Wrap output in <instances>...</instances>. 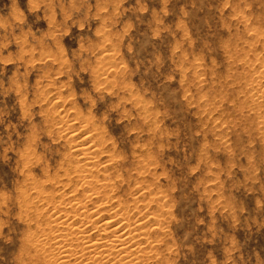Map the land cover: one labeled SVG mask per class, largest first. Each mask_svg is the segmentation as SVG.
Instances as JSON below:
<instances>
[{"label":"rangeland","instance_id":"1","mask_svg":"<svg viewBox=\"0 0 264 264\" xmlns=\"http://www.w3.org/2000/svg\"><path fill=\"white\" fill-rule=\"evenodd\" d=\"M76 201L145 222L108 264H264V0H0V264H61Z\"/></svg>","mask_w":264,"mask_h":264},{"label":"bare ground","instance_id":"2","mask_svg":"<svg viewBox=\"0 0 264 264\" xmlns=\"http://www.w3.org/2000/svg\"><path fill=\"white\" fill-rule=\"evenodd\" d=\"M252 87V86H251ZM254 97H256V96H254ZM77 119V118H76ZM88 126V125H87ZM70 127V126H69ZM68 128V127H67ZM78 129V128H77ZM75 130V129H74ZM77 131V130H76ZM93 136V134L91 135V137H90V134H89V136H87V137H85V143H89L90 141H92V139L94 140V138L92 137ZM95 136V135H94ZM77 139V138H76ZM96 139V138H95ZM102 140V139H101ZM82 142H84L83 141V139H82ZM92 142H95V141H92ZM92 142H90V143H92ZM84 143V144H85ZM89 143V144H90ZM99 143V142H98ZM84 144H82V145H84ZM85 145H87V147H84V148H79L80 150V153L81 154H83L84 155V157H83V160H81V157L79 158V162H80V164H77V169L79 170L80 169V171H74V172H78V176L81 178V179H85V178H87V175L86 174H83L82 172L83 171H86L87 173H91V175H93V172H95V171H93V169H92V166L91 165H93L94 164V162H93V164H92V162H91V159L94 157V154L98 151V149L95 151V149H93V147H95L97 144L95 143H92V145H94V146H91V145H89L88 146V144H85ZM99 145V144H98ZM100 145H101V143H100ZM101 151V150H100ZM105 151V150H104ZM103 152V151H102ZM99 153L100 152H98V155H99ZM97 154V153H96ZM95 154V155H96ZM97 156V155H96ZM99 157V156H98ZM83 162L84 160H85V162H83V163H81V161ZM112 160V159H111ZM98 163V162H97ZM106 163V162H105ZM91 164V165H90ZM97 165V164H96ZM99 165V164H98ZM70 167V166H69ZM95 167H97V166H95ZM99 167V166H98ZM75 168V167H74ZM105 170V169H104ZM67 171V170H66ZM70 171V170H69ZM99 172V171H98ZM71 175V174H70ZM69 177V176H68ZM77 177V176H76ZM79 177H77V178H79ZM94 177V176H93ZM97 177V176H96ZM71 178V177H70ZM102 178V177H101ZM94 180V179H93ZM97 180V179H96ZM46 181V180H45ZM68 181H70V180H68ZM73 181V180H72ZM102 181V180H101ZM64 182V181H63ZM85 182L86 183H88L87 181H86V179H85ZM94 182H95V180H94ZM97 182H98V180H97ZM104 182V181H103ZM80 183V182H79ZM91 183V182H90ZM89 184V183H88ZM99 186V185H98ZM102 186V185H101ZM107 186V185H106ZM83 187V186H82ZM88 188H89V186H87ZM92 187V186H91ZM95 187V186H94ZM130 187V186H129ZM40 188H41V190H42V188L43 187H41L40 186ZM39 188V189H40ZM98 188H100V187H98ZM103 188V187H102ZM33 189V188H32ZM77 189H78V187H77ZM91 189V188H90ZM106 189V188H105ZM107 189H109V188H107ZM111 189V188H110ZM130 189H131V187H130ZM140 189V188H139ZM46 190V189H45ZM93 190V189H92ZM101 190V189H100ZM43 191V190H42ZM50 191V190H49ZM111 191V190H110ZM110 191H108V190H106L105 192H110ZM45 192V191H44ZM76 192V191H75ZM87 192V191H86ZM89 192V191H88ZM95 192V191H94ZM102 192V191H101ZM112 192V191H111ZM110 192V193H111ZM164 192V191H163ZM25 193V192H24ZM36 193V192H35ZM45 193H48V191H46ZM64 193V192H63ZM90 193H91V191H90ZM96 193V192H95ZM99 193V191L97 192V194ZM133 193H134V191H133ZM136 193V192H135ZM138 193V192H137ZM136 193V194H137ZM43 194V193H42ZM41 194V195H42ZM55 194V193H54ZM53 193L51 194V195H47L46 196V200H48V201H50L51 199L50 198H52L53 199V201H54V199H56V195H54ZM70 194V193H69ZM38 195H39V191H38ZM37 195V196H38ZM46 195V194H45ZM135 195V194H134ZM134 195H133V198H131V200H127V202L128 203H131V202H133V203H138L137 201L138 200H140L139 198L141 197V196H143V195H141V196H139V198L137 199V197H134ZM74 196V198L77 196H75V195H72V197ZM80 196V195H79ZM89 196V195H88ZM87 196V197H88ZM105 196V195H104ZM109 196V195H108ZM43 197H45V196H43ZM63 197H64V195H63ZM63 197L61 196L60 198H61V200H62V202H61V204H63V203H65V201H67V200H64L63 199ZM72 197H71V200H72ZM86 197V198H87ZM90 197H92V196H89L88 198H90ZM107 197V196H106ZM114 197V196H113ZM38 198V197H37ZM57 198H59V197H57ZM66 198H68V197H66ZM65 198V199H66ZM70 198V197H69ZM81 197H79V199H80ZM76 199V198H75ZM78 199V198H77ZM154 199V198H153ZM42 200H44V199H42ZM85 200V199H84ZM90 200H92V198L91 199H89V201ZM107 200V199H106ZM105 200V201H106ZM144 200H145V198H144ZM156 199H154V201H155ZM38 201V200H37ZM40 201V200H39ZM56 201V200H55ZM74 201V200H73ZM83 201V200H82ZM82 201H81V204L83 205H81L80 206V208H78V207H76V205H77V202H78V204H79V201H76L75 203L76 204H74V202H73V206L72 207H70V208H68V207H64V205L63 206H60V204H58L57 206H54V207H52L53 209H55L56 211H57V214H59V216H61L62 218H64L63 220H61V224H55V225H53V223L55 222L54 221V219H56L55 218V215H56V213H54V212H52V213H54L55 215L53 216V214H51L52 216H53V218H51V219H53V223H51V222H49V221H45L46 222V226H48L49 228V230L50 231H48V233H50V235L49 236H53L52 237V240H55L54 241V245L56 246H58V248L60 249L59 250V253H58V251H57V253L56 254H59V258H57L60 262L59 263H61V264H72V262H75V263H77V264H108L110 261H111V257L112 256H114V254L115 253H118V252H120V253H118L119 255L118 256H120L121 254H125V256L124 257H122L123 259H126V258H129L130 256H131V254H134L133 253V250H134V248L132 249V247H134V244H132L131 246L129 245L128 246V244H127V246H124V244H125V242H124V239H125V237L126 236H128V234H130L131 235V233L133 232V231H137V233H135L133 236H131L133 239L134 238H142L143 239V237H148V236H150L149 235V232L148 231H145L144 229L145 228H147L146 227V225H145V222L144 223H138V224H136V225H134V228L132 229L131 228V225H133L132 223H131V219H129L128 217H125V218H128V221L127 222H124V221H121V223L119 224V221H120V219H119V217H117L119 220L118 221H114V219L111 217V219H109L106 215V217L108 218V219H104V221L101 219V217H104V218H106L104 215L102 216V215H100V216H98L97 214H100V213H97L98 212V210H95L98 206H100L99 204H96V208L94 209V211H93V213L92 214H95V211H97L96 213V216H98V217H100L99 219L100 220H102V227L99 229V230H97V232H92V233H89L90 232V228H88V229H86V230H88V231H86V230H81L79 227H76V223H77V221L76 220H71L72 218L74 219V217L75 216H78L77 214H79L80 215V218L82 217V219H84V218H87V220L89 221V220H91V219H88V218H92L93 219V216L94 215H92V217L90 216V214L88 213L89 211H88V208H90L88 205H86V204H83L82 203ZM141 201V200H140ZM139 201V202H140ZM153 201V202H154ZM157 201V200H156ZM159 201V200H158ZM42 202V201H41ZM67 202H72V201H70L69 199H68V201ZM87 202V201H86ZM106 202H109V201H106ZM43 203V202H42ZM49 203V202H48ZM88 203V202H87ZM101 203V202H100ZM122 204L124 203V202H121ZM120 203V204H121ZM133 203H131L132 204V207L134 206L133 205ZM37 204V203H36ZM47 204V203H46ZM50 204V203H49ZM48 204V205H49ZM51 204H52V202H51ZM67 205H71V203H66ZM107 204V203H106ZM146 204V203H145ZM166 204V203H165ZM47 205V206H48ZM55 205V204H54ZM142 205V204H141ZM140 205V206H141ZM144 205V204H143ZM147 205H149V202H148V204ZM39 206V205H38ZM46 205H45V203H43V205H40L39 207H36L35 206V208H36V210H37V218H44V217H46V215H49L50 217H51V215H50V213H49V206L47 207ZM94 206V205H93ZM107 206V205H106ZM109 206V205H108ZM107 206V207H108ZM114 206V205H113ZM119 206V205H118ZM152 206V205H151ZM151 206H147V207H149V208H151ZM81 207L83 208H85V211H78V210H82L81 209ZM95 207V206H94ZM122 207V206H121ZM142 207V206H141ZM146 206H145V208H147ZM31 208V207H30ZM83 208V209H84ZM101 208V207H100ZM102 208H103V206H102ZM125 210H128V209H131V207H130V205H128V206H124L123 207ZM144 207H142V209H143ZM161 208V207H160ZM119 210H121L120 209V207L118 208ZM117 209V210H118ZM133 209H136V210H138L139 209V206H135V208H132V210ZM117 211L118 213L117 214H115L116 216L118 215V214H120L121 212L120 211ZM54 211V210H53ZM108 211H109V207H108ZM122 211V210H121ZM135 211V210H134ZM142 212H143V210H141ZM153 211V210H152ZM127 212V211H126ZM130 212H132V211H130ZM149 212V211H148ZM109 213V212H108ZM110 213H111V211H110ZM128 213V212H127ZM127 213H125V214H127ZM134 213H137V212H134ZM138 213L140 214V212L138 211ZM137 213V214H138ZM125 214H122L121 213V215H125ZM136 214V215H137ZM149 214V213H148ZM153 214V213H152ZM166 214V213H165ZM113 216H115L114 215V213L112 214ZM155 215V214H154ZM58 216V218L57 219H59V218H61V217H59ZM71 216H73V217H71ZM116 216H115V218H116ZM126 216H128V214L126 215ZM131 216V215H130ZM129 216V217H130ZM134 217H135V215H133ZM149 216V215H148ZM153 216V215H152ZM49 217V218H50ZM97 217V218H98ZM141 217V216H140ZM150 217V216H149ZM148 217V219H150ZM154 217V216H153ZM79 218V219H80ZM94 218H96V217H94ZM116 218V219H117ZM124 218V217H123ZM141 218H143V217H141ZM152 218V217H151ZM75 219H76V217H75ZM78 219V218H77ZM78 219V220H79ZM115 219V220H116ZM134 219V218H133ZM140 219V218H139ZM153 219V218H152ZM39 220V219H38ZM60 220V219H59ZM59 220H58V222H59ZM121 220H122V218H121ZM127 220V219H126ZM141 220V219H140ZM144 220V219H143ZM160 220V219H159ZM159 220L157 221V218L156 219H154L152 222L154 223V224H159ZM80 221H82V220H80ZM87 221V222H88ZM97 221H98V219H97ZM96 221V222H97ZM133 221V220H132ZM136 221H138V220H136ZM146 221V220H145ZM148 222L147 223H149L150 222V220H147ZM56 222H57V220H56ZM83 222V221H82ZM135 222V221H134ZM133 222V223H134ZM151 222V223H152ZM101 223V221L100 222H98L97 223V227H98V224H100ZM146 223V224H147ZM41 224V223H40ZM82 224L83 223H81V226H82ZM90 224H91V222H90ZM42 225V224H41ZM83 225H85V224H83ZM93 225V224H92ZM151 225V224H150ZM161 225V224H160ZM78 226H80V224H79V221H78ZM80 226V227H81ZM93 227H96L95 225L93 226ZM128 227L130 228L129 230H128ZM95 230V228H92V230ZM91 230V231H92ZM128 231V233H127V231ZM43 231V230H42ZM45 231V230H44ZM46 232V231H45ZM165 232V231H164ZM47 233V234H48ZM43 234V233H42ZM46 235V234H45ZM125 236V237H124ZM129 237V236H128ZM146 237V238H147ZM153 237V236H152ZM148 239V238H147ZM50 241H51V239H50ZM49 241V242H50ZM148 241V240H147ZM146 241V242H147ZM160 241V240H159ZM47 242V241H46ZM128 242V241H127ZM126 242V243H127ZM136 242H138V240L136 241ZM129 243V242H128ZM135 243V242H134ZM141 244V243H140ZM147 245V244H146ZM141 246V245H140ZM50 247V246H49ZM52 247H53V243H52ZM136 247H138V246H135V248ZM50 249V248H49ZM53 249V250H54ZM144 248H138V249H136V251L135 252H141L142 250H143ZM52 250V249H51ZM52 250V251H53ZM146 251V250H145ZM152 251V250H151ZM74 252V253H73ZM83 253L82 255H80V256H78L79 254L78 253ZM55 253V252H54ZM80 253V254H81ZM137 253H135V254H137ZM52 254V256H54V254H53V252L51 253ZM72 254H75V257H71L72 256ZM78 254V255H77ZM129 254H130V256H129ZM144 253H140V255H143ZM74 256V255H73ZM153 256V255H152ZM57 257V256H56ZM117 256H116V254H115V258H116ZM121 257V256H120ZM140 257V256H139ZM72 258H74V259H72ZM111 258V259H110ZM115 258H113V260L115 259ZM122 258H120V260L122 259ZM134 258V259H133ZM133 258H130L129 260H127V263L128 264H137L135 261V257H133ZM55 259V258H54ZM56 259V260H57ZM122 259V260H123ZM57 260V261H58ZM112 260V261H113ZM116 260H118L117 258L114 260V261H116ZM56 261V262H57ZM139 261V260H138ZM49 262V261H48ZM55 262V263H56ZM119 262V261H118ZM122 262V261H121ZM121 262H119V263H121ZM124 262H125V260H124ZM144 262V261H143ZM113 263V262H112ZM111 263V264H112ZM116 263V262H115ZM114 263V264H115ZM138 263H140V261L138 262ZM117 264V263H116ZM141 264V263H140Z\"/></svg>","mask_w":264,"mask_h":264}]
</instances>
